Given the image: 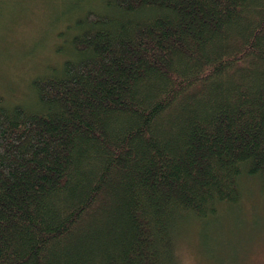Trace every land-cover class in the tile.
Returning <instances> with one entry per match:
<instances>
[{
    "label": "trees",
    "instance_id": "16d2710c",
    "mask_svg": "<svg viewBox=\"0 0 264 264\" xmlns=\"http://www.w3.org/2000/svg\"><path fill=\"white\" fill-rule=\"evenodd\" d=\"M5 1L55 40L0 95V264H176L264 202V0Z\"/></svg>",
    "mask_w": 264,
    "mask_h": 264
},
{
    "label": "rangeland",
    "instance_id": "374dc122",
    "mask_svg": "<svg viewBox=\"0 0 264 264\" xmlns=\"http://www.w3.org/2000/svg\"><path fill=\"white\" fill-rule=\"evenodd\" d=\"M22 1L25 0H17L16 5ZM8 4L0 1V16L9 9ZM16 5L15 11L18 10ZM36 14L28 16L31 19ZM14 16L15 21L10 26L9 22L5 23L9 32L4 33L2 26L3 32L0 31V95L7 99L10 92H6L4 85L8 84L15 89V98L25 97L21 95L25 90L24 79L37 71L38 62L43 61L40 55L50 49L55 40L51 33L43 32L44 24L33 27L24 16ZM37 39L40 40L38 50L32 45ZM48 55L44 54L43 63ZM258 196L254 192L243 196L240 212L226 208L204 223L183 226L175 244L176 264H264V202Z\"/></svg>",
    "mask_w": 264,
    "mask_h": 264
}]
</instances>
